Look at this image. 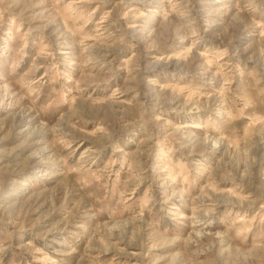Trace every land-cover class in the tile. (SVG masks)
I'll return each mask as SVG.
<instances>
[{
	"label": "rangeland",
	"instance_id": "rangeland-1",
	"mask_svg": "<svg viewBox=\"0 0 264 264\" xmlns=\"http://www.w3.org/2000/svg\"><path fill=\"white\" fill-rule=\"evenodd\" d=\"M0 264H264V0H0Z\"/></svg>",
	"mask_w": 264,
	"mask_h": 264
}]
</instances>
